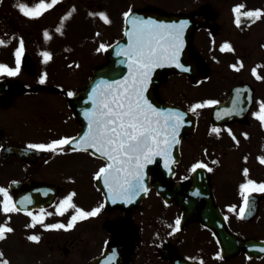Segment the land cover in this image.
<instances>
[{"label":"flooded vegetation","instance_id":"1","mask_svg":"<svg viewBox=\"0 0 264 264\" xmlns=\"http://www.w3.org/2000/svg\"><path fill=\"white\" fill-rule=\"evenodd\" d=\"M8 1L0 13V65L16 68L15 53L21 40V60L30 52L34 63L21 61L20 71L14 76L0 73V189L18 209L5 213L2 205L6 197L0 193V227L13 229L0 240L3 259L9 264H89L107 247L130 240L128 264H264L263 254L238 250L245 240H264V192L241 191L249 181L264 184V123L257 119L264 105V65H247L248 55L239 53L231 43V50L216 54L212 61L216 65H208L207 81L193 84L186 76L173 75L162 83L160 98L192 112L196 129L180 141L179 155L169 150L166 156L152 158L149 192L141 205L110 207L102 190L107 186L103 179H96L108 161L89 149L79 150L84 145L76 147L88 126L75 118L72 99L85 88L89 75L83 78V85L76 86L74 65L57 60L59 53H67L70 48L68 22L66 29L60 28V21L54 29H41V15L29 18L20 12L19 0ZM37 2L21 0L20 4L34 8L41 3ZM220 17L219 13L213 23V39L221 29ZM209 39L207 30L197 31L195 50H204ZM29 41L36 45L35 55L28 49ZM48 43L58 46L53 50ZM43 52L51 56L47 63ZM222 62L225 65H219ZM242 74L247 77L242 78ZM149 81L153 85L154 74ZM170 84L176 86L169 89ZM237 86L242 89L238 100L229 105L233 109L226 111L221 124H215L214 108L228 102ZM203 87L210 92L196 94L187 104L174 98L182 88ZM197 104L208 106L192 111ZM82 106L89 112L88 103ZM61 139H71L73 145L54 152L28 147ZM198 163L205 167L193 171ZM70 195L75 208L100 211L86 219L78 217L69 230L56 229L54 225L67 227L72 217L78 216L75 208L67 206L61 210L63 214L58 213ZM245 195L251 212L240 219ZM29 212L31 215L26 214ZM33 216L43 223L33 221ZM30 236L38 237L39 242L30 240Z\"/></svg>","mask_w":264,"mask_h":264},{"label":"snow or ice","instance_id":"2","mask_svg":"<svg viewBox=\"0 0 264 264\" xmlns=\"http://www.w3.org/2000/svg\"><path fill=\"white\" fill-rule=\"evenodd\" d=\"M59 0H51V3L41 2L34 8H29L24 4L19 5L20 12L29 18H38L47 11L51 6L58 3ZM234 11L239 14L241 8L237 7ZM131 13L125 15V19L131 17ZM247 18L259 19L264 13L259 11H248L244 13ZM68 17H65L67 19ZM100 18L104 23H110L107 16L101 15ZM237 26L240 24L239 18L236 20ZM133 32L132 43L126 51L119 53L127 55L129 67L132 71L129 77L123 81L114 83L102 82L97 89H93V104L95 108L90 113H85L88 118V132L76 144L79 148L84 145L83 151L94 149L100 156L105 157L108 161L107 166L101 168L96 179H103L108 187L110 197L115 200L117 197H127L131 201L140 191L147 192L143 184V169L146 164L152 163V158L156 155H167L172 144L178 143L175 137L181 127L183 115L181 113H161L157 112L144 98L143 90L148 75L152 68L163 66L165 61L176 62L179 67L178 58L182 48V31L185 25H162L154 21H144L141 19L131 20ZM59 31V29H58ZM46 38L48 34L45 33ZM3 44V41H0ZM104 46L101 45V50ZM231 50L230 45L225 44L221 51ZM23 41H20L16 56V68L10 69L0 65V73L16 75L20 71L21 56L23 54ZM44 62L47 63L51 56L47 52L41 53ZM242 66V65H241ZM187 71V69H184ZM235 70L239 71V68ZM255 75V70L253 71ZM259 79V77H257ZM40 83H44L41 79ZM68 95H72L69 93ZM208 105L197 104L192 111ZM257 119L264 123V105L260 108V114ZM213 132L218 129L213 128ZM233 139H235L233 137ZM65 145H73L71 139H61L49 145H28L29 148L36 151L54 152ZM215 163V161H214ZM264 163V160H261ZM205 165L198 163L193 171L197 168H204ZM211 171V168L208 169ZM245 176L247 171L245 170ZM242 192L260 191L264 192V184L256 185L249 181L242 186ZM6 200L2 208L5 213L17 211L16 206L11 203V198L7 196L4 189H0ZM72 195H75L74 193ZM72 195L64 200L59 214L63 208L72 207ZM23 203V202H21ZM77 215L72 217V221L65 227L62 224L54 225L56 229H71L77 218L86 219L89 216H95L100 209L97 208L92 212H84L75 208ZM229 211H234L230 208ZM251 206L248 196H244V206L239 210V218L244 219L246 214H250ZM31 215V213H26ZM33 221L43 223L39 217H32ZM176 230H179L180 220L176 222ZM11 227H0V240L6 238V233H11ZM30 240L39 242L36 236H30ZM264 251V249H261ZM219 258V257H217ZM0 264H9L3 259V253H0Z\"/></svg>","mask_w":264,"mask_h":264},{"label":"rangeland","instance_id":"3","mask_svg":"<svg viewBox=\"0 0 264 264\" xmlns=\"http://www.w3.org/2000/svg\"><path fill=\"white\" fill-rule=\"evenodd\" d=\"M262 1L264 0H70L75 8H79V11L78 14L73 11V25L67 28L69 40L74 47V54L71 55L72 58H69L68 62L70 65H91V67L96 65L103 52V50H101V45L105 46L104 48L109 45L114 35L117 34L116 24L120 26L124 12L133 9L138 4L142 5L143 3L152 2L153 4L162 6L165 10H188L197 7L199 4L211 2L215 8L220 11L221 17L218 22L221 29L217 36V43L210 45L216 47L220 41L228 40L239 53H246L248 55L247 65H256L257 61L262 64L264 61V16H261L259 19L251 18L249 22L241 24L240 26L234 25V20L232 18L233 13H236L234 11V6H236L235 4L237 3L245 4L244 10L242 9L243 5L238 6L242 9L241 12L249 8V11H260L264 13V7L261 4ZM88 5L90 8L86 10V13L81 14L80 10L88 7ZM5 8H3L0 13ZM99 11L107 12L105 16H107L110 23H104L100 18L102 14ZM241 12L239 14H241ZM57 14L58 10L55 12H45L41 18L42 27L40 28L44 29L47 27L48 29H54V26L57 25L59 21L57 20ZM69 45L70 44H68V46ZM57 46L58 45H50V48L55 50ZM28 49L35 55L36 45L32 44L30 41ZM57 59L58 61L61 59L65 60V52L59 53ZM211 65L216 64L211 62ZM219 65H225V63L222 62ZM87 72L86 67H84L83 71L81 69L79 70L78 74L74 76L75 85H77V83L80 85L85 83L83 78L86 77ZM241 77L246 78L247 75L244 76V74H242ZM181 80H177L176 82L178 83ZM173 86L176 85L170 84L168 88L172 89ZM202 92L210 91H205L204 87L201 89L182 88L181 92L174 94V98H180L182 103L187 104ZM196 99H199V97ZM85 202L88 203V200H85ZM82 203H84V201H82ZM36 264L39 263L37 262ZM41 264L50 263L44 261L41 262Z\"/></svg>","mask_w":264,"mask_h":264},{"label":"water","instance_id":"4","mask_svg":"<svg viewBox=\"0 0 264 264\" xmlns=\"http://www.w3.org/2000/svg\"><path fill=\"white\" fill-rule=\"evenodd\" d=\"M132 16H134L135 18L137 16L140 17V19L144 20V21H154L156 22V24H162V25H180L183 24L185 25V27L183 28L182 31V36H184V40H185V47L186 49L184 50V54L181 53V55H184V58L182 59L183 63H188L190 61V55H192V51H191V40L193 37V34L195 32L196 29L202 28L207 26V22L209 21V19L211 18V13L209 12L208 8L206 6H202L201 10L199 12L190 14V15H182V14H169L166 13L164 11L161 10H157L154 8H148L146 10H141V11H137L135 13L132 14ZM185 31V32H184ZM130 30L128 28V35L126 36V38L124 40H122L117 46H115L113 49L110 50L109 53V63L108 65L105 66V68L102 69H97L94 71V74L91 78V84L89 87V90H87L86 92H82L80 93L79 97L73 101L72 107L75 111V115L78 117V119L81 121L82 125L87 127L88 126V118L86 117L85 113H90L93 111V109H88L89 112L87 111V109L85 110L84 108H82V104L83 102L86 101L85 97L87 94L90 95L89 97V101L91 102V98L93 101V89H97L98 86H100V78L104 75L108 76V78H116L119 81V78H121L120 81L126 80L129 75L128 73H130L132 71V69L129 67V65H116L117 57L120 56L119 53H121L122 51H126L129 47V45L132 43V35L129 33ZM126 55V54H125ZM123 56V55H121ZM181 62L180 59H178V63ZM172 64V63H170ZM174 64V65H173ZM172 65H170V67H165L163 71H158L157 75H156V81H155V87H157V85L162 82V80H164L166 77H168L169 75L173 74V72L177 71L179 72V70L181 69H177L179 67H175L176 62H173ZM116 68L119 72H121L120 74L111 77L109 75V72ZM190 76H192L194 78V75L192 73ZM128 75V76H127ZM127 76V77H126ZM149 76V75H148ZM196 76V75H195ZM158 88V87H157ZM156 92L155 89H152L149 92V97L151 99V101L153 103H155L156 105H161L160 102L157 100V98L155 97ZM87 102V101H86ZM82 103V104H81ZM224 108V107H222ZM84 109V111L82 112V110ZM165 109H169L171 111H173L174 113H181L180 109H178L175 106L169 105L165 106ZM171 112V113H173ZM86 120V122L84 121ZM194 128L193 127L190 128H184L183 125H181V127L179 128L178 133L181 131V136H185L187 134H189ZM177 133V134H178ZM178 138L180 137L177 136ZM94 152H96L94 149H92ZM151 168V167H150ZM150 168H148V173L150 171ZM106 194H107V201H108V205L110 206H114L117 201L113 200L110 197V193L108 191V188L106 187ZM140 197V196H139ZM138 197V198H139ZM259 245H257L260 248H264V243H259ZM253 245H255L254 242H249V243H243L242 248L248 250H254ZM120 253L122 254V251H120ZM125 257L122 255L119 259L118 256L112 255L110 254L109 251L106 252V254L99 260L93 262L92 264H105V263H110V264H127L126 260L124 259Z\"/></svg>","mask_w":264,"mask_h":264}]
</instances>
